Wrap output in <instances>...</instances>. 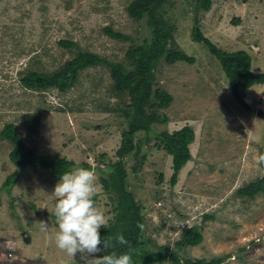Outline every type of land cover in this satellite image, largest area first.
<instances>
[{"label": "rangeland", "instance_id": "obj_1", "mask_svg": "<svg viewBox=\"0 0 264 264\" xmlns=\"http://www.w3.org/2000/svg\"><path fill=\"white\" fill-rule=\"evenodd\" d=\"M131 1L0 0V130L12 122L34 157L19 168L8 156L12 143L0 137V264H84L79 252L68 257L55 245L58 224L50 194L59 179L36 159L54 155L72 160L71 169L95 167L99 193L94 201L107 218L100 232L124 228L139 216L151 249L167 246L181 260L264 264V192L247 198L235 191L263 172L256 161L264 155V117L257 114L264 111V83L234 96L219 60L191 37L197 15L211 42L227 51L245 50L251 69L264 72V0H212L208 10L198 13L194 0L166 3L175 43L194 57L193 63H162L152 83L171 94L172 102L158 109L159 121L150 134L186 124L194 131L191 158L175 184L168 181L172 157L153 147V137L142 142L138 155L116 150L126 118L109 109L124 95L112 92L103 59L125 64L127 47L148 34L144 19L128 14ZM105 27L131 39L112 38ZM60 39L88 52L76 83L66 90L22 86L23 72H49L74 55V48L61 46ZM123 98L128 102V96ZM137 137L144 138L142 132ZM118 160L126 168L123 183L113 167ZM15 169L19 174L8 191L2 183ZM41 220L49 226L47 233L40 230ZM191 225L200 229L201 241L178 247L181 231ZM152 264L173 263L168 258Z\"/></svg>", "mask_w": 264, "mask_h": 264}, {"label": "trees", "instance_id": "obj_2", "mask_svg": "<svg viewBox=\"0 0 264 264\" xmlns=\"http://www.w3.org/2000/svg\"><path fill=\"white\" fill-rule=\"evenodd\" d=\"M171 0H132L127 6L128 14L136 20L144 19L148 27V34L143 37L141 42L131 43L126 51V63L104 60L109 66L112 79V92L116 95L128 96V102L122 96L116 107L110 111H118L126 118V127L121 133V143L117 152L120 155L132 153L138 155L142 142H148L153 137L152 145L156 149L164 150L172 157V172L169 177V184H175L178 172L191 158L189 144L194 139V131L188 124L178 129L168 131L167 129L154 132L152 135V124L159 121L158 109L168 106L172 102V96L160 87L152 88L154 83L155 70L162 63L171 64L176 61L194 62V57L182 50L174 40V25L166 17V3ZM212 0H194V13L200 10L206 11L211 7ZM194 24L191 28V37L194 41L204 44L209 52L220 62L223 72L231 82V91L234 96L238 95L239 89H246L255 83H264V72H255L251 69V56L245 50L227 51L217 47L211 40L204 36L199 25L197 15L193 16ZM106 33L116 39H128L130 36L114 30L110 27L104 28ZM59 44L63 47H73L74 55L65 60L57 68L49 72L28 70L23 72L19 81L25 88L44 89L55 87L56 89L66 90L71 88L78 80V71L86 67L88 52L82 50L79 45L66 39H60ZM102 60L97 58V61ZM165 121V118L161 119ZM142 132V137H137ZM0 137L8 139L12 143V148L8 153L19 168H23L27 163L34 159L31 151L23 144L16 126L12 122H7L0 130ZM44 167L49 168L54 177L71 170L72 160L64 156H40L36 158ZM103 159H101L102 161ZM115 161H112V165ZM263 172L260 176L240 185L235 191L239 196L253 198L258 193L264 192V164H260ZM117 166L122 183L126 179V168L119 164V160L113 166ZM123 166V167H122ZM117 169V170H118ZM19 172L17 169L8 174L2 187L8 191L17 180ZM162 181V173H159ZM204 218L211 217L204 214ZM124 223V222H121ZM124 228H114L106 232H100L102 241L108 236L113 237L114 247L104 249L101 244V254H108L115 251L117 255L122 252L132 254L133 264H152L163 262L170 258L173 264H218L220 258H184L181 260L175 251H170L167 246L159 245L157 249L147 247L148 239L143 236L140 227L142 222L140 217H136L133 224L125 222ZM131 223V222H130ZM123 234L128 241L127 245H120L115 241V237ZM176 244L178 247H187L198 244L202 239V234L198 226L192 225L181 231ZM101 255V256H102Z\"/></svg>", "mask_w": 264, "mask_h": 264}, {"label": "clouds", "instance_id": "obj_3", "mask_svg": "<svg viewBox=\"0 0 264 264\" xmlns=\"http://www.w3.org/2000/svg\"><path fill=\"white\" fill-rule=\"evenodd\" d=\"M256 162L264 164V155H260ZM104 171L109 170L104 169ZM98 193L99 183L95 167H76L60 175L50 194L58 224V230L54 236L55 245L68 257L74 258L79 252L84 264H133L130 252L117 255L113 251L96 256L101 252L102 243L104 249L114 247L113 237L108 236L103 241L101 239L99 230L101 226L107 224V218L94 201ZM38 224L42 232L49 231L46 221L41 220ZM140 227L142 228V225ZM115 241L120 245L128 244L123 234L117 235ZM7 246L14 247L9 242ZM89 257L92 258L89 259ZM61 264L64 262L61 261Z\"/></svg>", "mask_w": 264, "mask_h": 264}, {"label": "water", "instance_id": "obj_4", "mask_svg": "<svg viewBox=\"0 0 264 264\" xmlns=\"http://www.w3.org/2000/svg\"><path fill=\"white\" fill-rule=\"evenodd\" d=\"M257 114H258L259 116L264 117V111L261 110V109H258V110H257Z\"/></svg>", "mask_w": 264, "mask_h": 264}, {"label": "built area", "instance_id": "obj_5", "mask_svg": "<svg viewBox=\"0 0 264 264\" xmlns=\"http://www.w3.org/2000/svg\"><path fill=\"white\" fill-rule=\"evenodd\" d=\"M5 256H6V257L11 256V252H7V253L5 254Z\"/></svg>", "mask_w": 264, "mask_h": 264}]
</instances>
